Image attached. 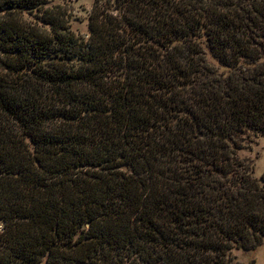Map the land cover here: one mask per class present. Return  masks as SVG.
Wrapping results in <instances>:
<instances>
[{"label":"trees","instance_id":"obj_1","mask_svg":"<svg viewBox=\"0 0 264 264\" xmlns=\"http://www.w3.org/2000/svg\"><path fill=\"white\" fill-rule=\"evenodd\" d=\"M45 4L0 0V264L259 246L264 0H93L85 36Z\"/></svg>","mask_w":264,"mask_h":264},{"label":"rangeland","instance_id":"obj_2","mask_svg":"<svg viewBox=\"0 0 264 264\" xmlns=\"http://www.w3.org/2000/svg\"><path fill=\"white\" fill-rule=\"evenodd\" d=\"M93 0H46L45 6H64L70 28L79 35H87V18ZM209 61L214 62L211 58ZM240 155L254 162V175L260 177L264 172V135L258 136L250 148L240 151ZM236 264H264V240L252 250L235 249L231 254Z\"/></svg>","mask_w":264,"mask_h":264}]
</instances>
